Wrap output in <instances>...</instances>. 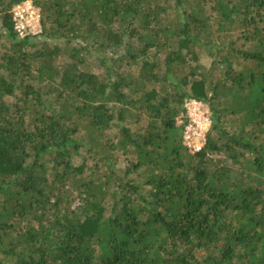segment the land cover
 <instances>
[{"label":"trees","instance_id":"16d2710c","mask_svg":"<svg viewBox=\"0 0 264 264\" xmlns=\"http://www.w3.org/2000/svg\"><path fill=\"white\" fill-rule=\"evenodd\" d=\"M23 1L0 0V264H264V0H31L19 37Z\"/></svg>","mask_w":264,"mask_h":264},{"label":"built area","instance_id":"2783aa9c","mask_svg":"<svg viewBox=\"0 0 264 264\" xmlns=\"http://www.w3.org/2000/svg\"><path fill=\"white\" fill-rule=\"evenodd\" d=\"M13 30L19 37L39 33V11L31 0H25L11 10ZM183 113L179 124H183L182 144L189 153H197L203 149L206 134L211 126L208 109L193 98H186L182 103ZM181 119V120H180Z\"/></svg>","mask_w":264,"mask_h":264},{"label":"rangeland","instance_id":"374dc122","mask_svg":"<svg viewBox=\"0 0 264 264\" xmlns=\"http://www.w3.org/2000/svg\"><path fill=\"white\" fill-rule=\"evenodd\" d=\"M3 43H4V42H3V39L0 38V44H3ZM201 60H202L203 63H206V59H205V57H202ZM75 205H76V202L72 203V208H73Z\"/></svg>","mask_w":264,"mask_h":264}]
</instances>
